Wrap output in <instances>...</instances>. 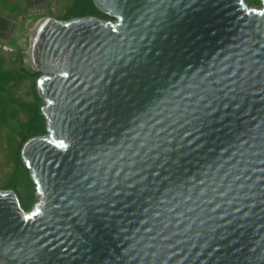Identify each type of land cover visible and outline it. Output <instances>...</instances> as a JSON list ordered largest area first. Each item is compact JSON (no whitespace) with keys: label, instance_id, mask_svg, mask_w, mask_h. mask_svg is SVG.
<instances>
[{"label":"water","instance_id":"obj_1","mask_svg":"<svg viewBox=\"0 0 264 264\" xmlns=\"http://www.w3.org/2000/svg\"><path fill=\"white\" fill-rule=\"evenodd\" d=\"M93 0L30 56L47 136L0 190V264H264V0Z\"/></svg>","mask_w":264,"mask_h":264},{"label":"rangeland","instance_id":"obj_2","mask_svg":"<svg viewBox=\"0 0 264 264\" xmlns=\"http://www.w3.org/2000/svg\"><path fill=\"white\" fill-rule=\"evenodd\" d=\"M244 4L254 11L262 8L260 0ZM100 17L93 0H0V190L14 193L25 213L31 212L38 195L22 148L30 139L47 136L37 88L40 75L30 62L31 35L46 19L115 22ZM5 46L11 52L4 51Z\"/></svg>","mask_w":264,"mask_h":264},{"label":"bare ground","instance_id":"obj_3","mask_svg":"<svg viewBox=\"0 0 264 264\" xmlns=\"http://www.w3.org/2000/svg\"><path fill=\"white\" fill-rule=\"evenodd\" d=\"M40 23H41V22H40ZM40 23H39V24H40ZM39 24H38V25H39ZM38 25L36 26V28L38 27ZM36 28H35V29H36ZM33 32H34V31H33ZM31 36H32V37L30 38V40H31L30 42L32 43L33 34H32ZM30 50H31V44H30ZM29 53H30V51H29ZM30 62H31V64H32L31 56H30ZM32 67H33V65H32Z\"/></svg>","mask_w":264,"mask_h":264},{"label":"built area","instance_id":"obj_4","mask_svg":"<svg viewBox=\"0 0 264 264\" xmlns=\"http://www.w3.org/2000/svg\"><path fill=\"white\" fill-rule=\"evenodd\" d=\"M3 49H4V51H6V52H8V51H10L11 52V49L10 48H8V47H3Z\"/></svg>","mask_w":264,"mask_h":264}]
</instances>
